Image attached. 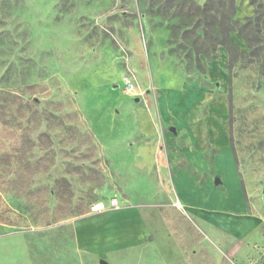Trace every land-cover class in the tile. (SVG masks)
Segmentation results:
<instances>
[{
	"label": "rangeland",
	"instance_id": "1",
	"mask_svg": "<svg viewBox=\"0 0 264 264\" xmlns=\"http://www.w3.org/2000/svg\"><path fill=\"white\" fill-rule=\"evenodd\" d=\"M234 13V0H0V264H264V221L246 237L215 234L173 187L177 169L193 174L175 144L181 112L202 118L221 102L224 153L264 217V97L192 92L210 86ZM226 167L231 197L198 188L195 203L243 209ZM127 207L142 222L103 226ZM124 232L131 243L107 242Z\"/></svg>",
	"mask_w": 264,
	"mask_h": 264
},
{
	"label": "crops",
	"instance_id": "2",
	"mask_svg": "<svg viewBox=\"0 0 264 264\" xmlns=\"http://www.w3.org/2000/svg\"><path fill=\"white\" fill-rule=\"evenodd\" d=\"M258 3L261 5V34L264 36V0H258ZM235 8V19L241 22L247 17L255 16L258 5L253 4L251 0H235ZM230 38L240 49H249L246 39L237 32H232ZM229 59L230 53L221 49L218 56L207 61L205 80L210 86L208 85L201 90L194 89L195 91L192 92L194 94L199 92L202 98L207 100L212 99L214 95L217 98H223L225 96V86L231 84L236 96L257 95L264 97V50L255 62L242 61L236 63L232 67V75L228 68ZM220 103L207 108L202 118L198 116L199 114L193 108L184 113L181 112L182 117H186V120L181 123L179 129H175V144L178 152L191 165L193 174H187L186 169H181V171L177 169L180 178L185 182L178 183L176 179H173V187L177 195V199H175L186 212L197 217L209 231L230 237H246L264 221V217L256 214L251 208V202L247 200L234 149L233 157L232 155L226 156L224 153L225 148H233V143L231 142V128L227 124L228 113H226L225 106ZM209 152H214V154L209 156ZM180 154L176 150L177 160ZM150 161L151 163L160 162L158 156H152ZM231 164H233L237 177L236 183L234 182L235 195L239 196L243 209L241 211H235L234 209L217 210L210 206H199L195 203L193 197L197 194L198 188H205L213 193L216 190L221 192V188H223L228 198L231 197L232 192L229 191L227 177L219 172L222 171V168H227L226 166ZM170 172L172 174V170ZM194 174L198 175V179L194 177ZM213 175H217L220 179V182L215 183V186L211 184ZM191 180H195L196 183L199 182L194 184ZM187 181L192 184H188ZM100 217L103 226L105 223H110L111 227L116 224L125 231L132 227L134 221L139 219L142 222V216L136 207L114 209L103 213ZM124 233L117 238L110 233L107 242L113 243L115 239L118 242H129L131 237L127 236L126 232ZM146 239L147 235L145 236Z\"/></svg>",
	"mask_w": 264,
	"mask_h": 264
},
{
	"label": "trees",
	"instance_id": "3",
	"mask_svg": "<svg viewBox=\"0 0 264 264\" xmlns=\"http://www.w3.org/2000/svg\"><path fill=\"white\" fill-rule=\"evenodd\" d=\"M253 4L258 5L256 15L253 17H247L244 21L239 22L235 19V13L233 20L226 26L221 25L220 37L222 41L219 42V45L224 46L228 53H230V59L228 62V68L233 69L232 67L238 62H255L260 58L262 51L264 50V36L261 34V5L258 3V0H251ZM235 8V0H234ZM236 12V8H235ZM256 24L255 26L253 24ZM254 26V27H253ZM252 29L256 37L255 41L251 40L250 30ZM232 32H237L241 37L245 38L248 44L249 49H240L239 46L235 45L230 35Z\"/></svg>",
	"mask_w": 264,
	"mask_h": 264
},
{
	"label": "built area",
	"instance_id": "4",
	"mask_svg": "<svg viewBox=\"0 0 264 264\" xmlns=\"http://www.w3.org/2000/svg\"><path fill=\"white\" fill-rule=\"evenodd\" d=\"M111 205L114 206V207H119V202H118V200L114 198V199L111 201Z\"/></svg>",
	"mask_w": 264,
	"mask_h": 264
},
{
	"label": "water",
	"instance_id": "5",
	"mask_svg": "<svg viewBox=\"0 0 264 264\" xmlns=\"http://www.w3.org/2000/svg\"><path fill=\"white\" fill-rule=\"evenodd\" d=\"M218 182H220L219 178L216 179V183H218ZM102 264H108V263L106 261H104V262H102Z\"/></svg>",
	"mask_w": 264,
	"mask_h": 264
},
{
	"label": "bare ground",
	"instance_id": "6",
	"mask_svg": "<svg viewBox=\"0 0 264 264\" xmlns=\"http://www.w3.org/2000/svg\"><path fill=\"white\" fill-rule=\"evenodd\" d=\"M96 208H99V206L97 205V207Z\"/></svg>",
	"mask_w": 264,
	"mask_h": 264
}]
</instances>
